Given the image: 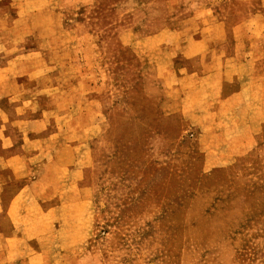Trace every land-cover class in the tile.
Returning a JSON list of instances; mask_svg holds the SVG:
<instances>
[{"label":"rangeland","instance_id":"obj_1","mask_svg":"<svg viewBox=\"0 0 264 264\" xmlns=\"http://www.w3.org/2000/svg\"><path fill=\"white\" fill-rule=\"evenodd\" d=\"M0 264H264V0H0Z\"/></svg>","mask_w":264,"mask_h":264}]
</instances>
